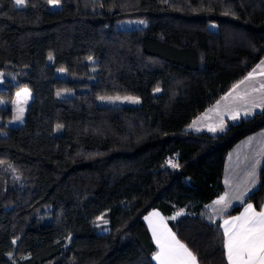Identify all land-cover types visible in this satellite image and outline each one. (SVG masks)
<instances>
[{"label":"trees","instance_id":"trees-1","mask_svg":"<svg viewBox=\"0 0 264 264\" xmlns=\"http://www.w3.org/2000/svg\"><path fill=\"white\" fill-rule=\"evenodd\" d=\"M50 3L0 0V264H156L154 209L200 264H229L208 205L264 110L219 134L187 128L264 58V0ZM126 18L149 25L115 29ZM23 87L25 121L6 126ZM107 95L142 104L99 105ZM247 202L264 207V163Z\"/></svg>","mask_w":264,"mask_h":264},{"label":"crops","instance_id":"crops-1","mask_svg":"<svg viewBox=\"0 0 264 264\" xmlns=\"http://www.w3.org/2000/svg\"><path fill=\"white\" fill-rule=\"evenodd\" d=\"M261 61H264V58ZM261 61L257 65H260ZM257 65L253 68L256 69V73L252 79L242 84L238 82L235 85L237 87L231 88L212 106L193 120L187 128L188 131L208 134L223 133L230 122H237L243 118H250L254 114L264 110V88L261 87V85L264 84V75L259 74L261 71H264V65H262L261 68H257ZM244 80L245 78L241 81ZM237 113L239 114L237 118L235 120L232 119V116ZM212 127H215L217 130L214 132L209 131V128ZM263 163L264 129L242 138L228 151L222 176L224 190L208 205L213 219L220 221L223 230H225V227L231 229L233 224L238 225L241 223L240 221H231V218L241 216V214L245 212L247 205L252 204L251 202H247V198L258 186ZM241 193H247V195L237 200L236 197L240 196ZM225 194L227 195L225 196ZM221 196H225L224 204L228 205L227 209L224 208V204L213 203ZM238 206H242V209L239 212L232 213L233 209ZM262 209H264V207ZM254 210L256 212L261 211L257 210L255 207ZM153 213H156V215H152ZM146 217H148L147 220L145 219L146 224L157 246V251L153 255V260L156 264H160V260L155 257L156 254L161 251V245H163L165 249L168 247L174 248L176 245L172 239L173 235L175 240L178 239L168 224V217H165L159 210H152ZM161 217L165 226L161 223ZM225 220L230 221L229 225H224ZM158 238L160 243H157ZM179 242L183 244L181 241ZM196 264L200 263L196 260Z\"/></svg>","mask_w":264,"mask_h":264},{"label":"snow or ice","instance_id":"snow-or-ice-1","mask_svg":"<svg viewBox=\"0 0 264 264\" xmlns=\"http://www.w3.org/2000/svg\"><path fill=\"white\" fill-rule=\"evenodd\" d=\"M50 2L53 4H59L60 0H50ZM14 4L16 6H24L26 4V0H14ZM138 23L146 24V21H138ZM49 58L51 59V56ZM89 59H91V57H89ZM262 65H264V61H261V64L257 65V68H261ZM60 71H64V69H60ZM255 73L256 69H253V71L249 72L245 77V80L240 81V83L242 84L245 81L252 79ZM259 74L264 75V71H261ZM235 87L237 86H234V88ZM261 87L264 88V84H262ZM155 91L158 92L160 89L156 88ZM21 92L28 94L29 90L27 88L21 89V91L17 92L16 95L20 96ZM57 95H60V93L58 92ZM101 99L105 98L101 97ZM115 99L120 98L116 97ZM124 99L138 100V98L131 97H125ZM238 115V113L233 115L232 119L235 120ZM22 117L23 109H20L19 112L13 116V120L22 121ZM57 127L59 128L62 126L58 125ZM216 130L217 129L215 127L209 128V131L214 132ZM168 163L171 164L172 167H177L176 164H172L171 160H169ZM226 195L227 194H225V196ZM246 195L247 193H241L240 196L236 197V199L240 200ZM225 196H221L213 203L224 204ZM227 207L228 205L224 204V208L227 209ZM152 215H156V213H153ZM177 215H180V213H177ZM145 219L147 220L148 217H145ZM231 221H240L241 223L238 225L233 224L231 229L225 227L224 230V234L227 237L225 247L227 250V259L229 264H264V209L256 212L254 210V206L252 204H248L245 212L239 217H232ZM105 223H107V221H105ZM229 223V220L224 221L225 226L229 225ZM172 239L176 247H168L165 249V247L161 245V251L156 254L155 258L160 260V264H196V256L193 255V253L189 251L185 245L181 244L178 240H175L174 235ZM157 243H160L159 238L157 239Z\"/></svg>","mask_w":264,"mask_h":264},{"label":"rangeland","instance_id":"rangeland-1","mask_svg":"<svg viewBox=\"0 0 264 264\" xmlns=\"http://www.w3.org/2000/svg\"><path fill=\"white\" fill-rule=\"evenodd\" d=\"M24 6H17V7L22 8ZM50 6L52 9H56L60 7V3L59 4L50 3ZM138 21H146V24H140L138 23ZM148 25H149V20L145 18H126V19L117 20L114 24V27L117 30H133V29H139V28H146L148 27ZM50 56H51V59L49 58ZM50 56H48V62L52 63L54 60V56L53 55H50ZM60 69L62 68H56V75L60 78L67 77L68 76L67 70L64 69V71H60ZM2 75L3 74L0 72V77H2ZM24 88H27L29 90L28 94L21 92V95L17 96L16 95L17 92H20L21 89H24ZM21 89H19L14 96L12 118L6 122V126H9V127L18 126V125L23 124L25 121L28 104L33 99L34 94H33V91L28 87H23ZM58 92L60 93V95H57ZM159 92L160 91L158 92L155 91L154 93L157 94ZM74 93H75L74 90H57L55 94H56V97L58 98H67V97L73 96ZM101 97H104L105 99H101ZM116 97H119L120 99H115ZM125 97L138 98V100L124 99ZM4 103H5V100L0 98V105H3ZM97 103L99 105H108V106H139L142 104V99L138 96L107 95V96H99L97 98ZM20 109H23L22 121H14L13 116H15L19 112ZM57 132L58 133L60 132V128H57ZM6 133H7L6 130H0L1 135H5ZM160 219H161V223L163 224L164 222H163L162 217Z\"/></svg>","mask_w":264,"mask_h":264}]
</instances>
